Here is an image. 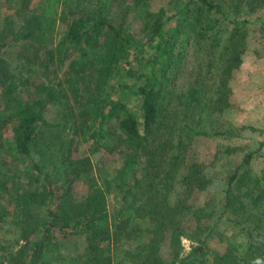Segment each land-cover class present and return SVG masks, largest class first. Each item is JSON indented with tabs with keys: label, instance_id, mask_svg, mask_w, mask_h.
Segmentation results:
<instances>
[{
	"label": "trees",
	"instance_id": "1",
	"mask_svg": "<svg viewBox=\"0 0 264 264\" xmlns=\"http://www.w3.org/2000/svg\"><path fill=\"white\" fill-rule=\"evenodd\" d=\"M4 1L0 96L10 116L3 118L0 106V132L10 118L7 145L17 157L41 172L44 154H61L71 176L56 197L50 183L42 196L15 186V173L0 174V197L13 183L21 203L14 219L23 221L27 204L45 203L47 219L32 224L36 238L23 228L26 264H42L51 255L55 232L84 235L87 261L79 264H264V167H251L250 152L227 172L217 215L189 202L213 178L208 166L191 158L193 138L238 136L220 119L231 107L229 79L249 38L255 32L264 37L257 13L264 0H169L155 10L146 0H39L31 16L29 0ZM122 2L138 20L136 33L114 17ZM187 19L203 44L186 88L167 105L171 54ZM10 46L19 67L13 73L2 58ZM68 135L86 147L83 155L65 152L73 140ZM103 152L121 158L110 174L91 160ZM76 181L86 186L80 196L73 192ZM115 197L119 217L111 219L108 205ZM213 237L224 244L222 251L210 245ZM182 239L191 243L187 252ZM6 258L15 259L11 253ZM57 264L78 263L64 257Z\"/></svg>",
	"mask_w": 264,
	"mask_h": 264
},
{
	"label": "rangeland",
	"instance_id": "2",
	"mask_svg": "<svg viewBox=\"0 0 264 264\" xmlns=\"http://www.w3.org/2000/svg\"><path fill=\"white\" fill-rule=\"evenodd\" d=\"M151 9L155 10L158 5H166L169 0H146ZM184 1V0H179ZM122 5L113 8L114 17L120 23L123 30L130 32H138V20L134 19L132 11ZM13 8H17L19 4L13 2ZM5 1L0 0V15L5 10ZM39 10V0H29L26 6V15L31 16L32 13ZM7 13H12V9L7 10ZM258 15L264 18V5L258 10ZM14 25L18 27L20 21L13 16ZM65 26L61 25L60 30L63 31ZM177 43L174 47L172 64L168 70V83L173 90L172 96L167 94L165 103L171 105L177 94L183 92L186 88L192 65L197 58V52L203 42L199 38L196 26L192 20H186L177 35ZM14 46L5 47L3 49L2 58H4V66H7L9 72H16L17 66ZM67 62V61H66ZM63 69V68H62ZM40 74H42L40 72ZM42 78H44L42 76ZM45 80V79H43ZM229 86L232 90L230 101L231 107L221 116L220 122L231 123L238 136H195L190 143V156L194 160L208 166L212 172V180L204 190H195L189 197V202L197 207L206 206L213 213L220 212L223 204V190L225 186V177L231 168L241 161L246 152L252 154L250 160L251 167L258 171L264 167V37L262 34L255 32L252 38H249L246 50L242 55V64L235 70L229 79ZM1 91V84H0ZM259 99V100H258ZM258 100V102L256 101ZM14 101V100H13ZM12 101V102H13ZM0 106L3 110V118L10 116L8 106L4 99L0 96ZM12 120L8 118L4 128L0 132V174L3 176L13 175L15 186H21L26 192L35 194L40 193L46 195L48 184L53 186L56 197H62L67 189L68 182L71 178L68 175L67 166L64 165L61 154L48 156L44 154L45 161L40 163L41 172L31 169L25 160L17 157L8 147L7 141L11 137ZM71 145L65 146V152H75L74 156L85 152L86 147L77 143V139L72 135H68V139H72ZM64 154V152H62ZM40 155L36 154V159H40ZM91 160L95 166L98 163H104L102 169L110 174V171L116 168L120 163V156L117 153H101L92 157ZM27 176H30L29 178ZM86 186L85 183L76 181L73 185V192L80 196ZM13 183L8 184L7 193H3L0 197V260L3 259V264H26L29 250L24 243L26 242L25 232L23 228H29V238H36L37 234L32 228V224L45 216V203L40 200L34 204H27V216L21 219H14L15 211L21 207V203L15 199L13 191ZM113 194L107 195L108 202H113ZM39 199V196H37ZM113 205H108V212L111 219L118 218V205L116 202ZM33 224V226H34ZM40 227V226H39ZM221 229H224L225 226ZM32 230V231H30ZM68 232H71L68 230ZM53 243H57L52 247L51 255L46 253L42 264H57L58 260L72 259L76 263L87 261V256H84L86 239L83 234L67 235L63 238L61 232L54 233ZM210 245L222 251L224 244L217 237L209 239ZM191 243L187 239H182L183 252L190 250ZM23 247V248H22ZM24 249V251H23ZM11 253L14 260L8 261L6 254ZM89 257V255H88ZM50 258H55L53 263H49Z\"/></svg>",
	"mask_w": 264,
	"mask_h": 264
},
{
	"label": "crops",
	"instance_id": "3",
	"mask_svg": "<svg viewBox=\"0 0 264 264\" xmlns=\"http://www.w3.org/2000/svg\"><path fill=\"white\" fill-rule=\"evenodd\" d=\"M259 100V99H258ZM258 100H256L258 102Z\"/></svg>",
	"mask_w": 264,
	"mask_h": 264
}]
</instances>
